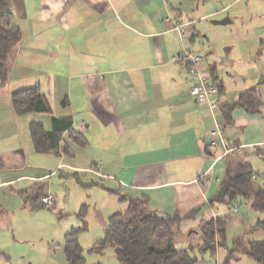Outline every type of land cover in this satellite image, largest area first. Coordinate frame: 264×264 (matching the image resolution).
<instances>
[{
	"label": "crops",
	"instance_id": "0c3cea01",
	"mask_svg": "<svg viewBox=\"0 0 264 264\" xmlns=\"http://www.w3.org/2000/svg\"><path fill=\"white\" fill-rule=\"evenodd\" d=\"M10 6L22 40L0 85V264L22 257L16 226L28 229L16 217L36 210L32 198L53 196L50 209L57 201L45 182L60 172L65 155L36 153L28 128L38 121L48 132L52 116L70 118L87 140L77 148L91 153V165L71 169L89 174L98 167L108 188L145 199L149 210L177 213L183 220L174 242L187 248L199 243L206 222L226 216V248L247 257L248 243L263 238L248 230L261 214L250 202L235 210L210 200L227 162L249 163L264 188L258 162L264 161V93L258 114L236 110L224 126L222 113L264 77V0H10ZM225 18L227 25L211 23ZM175 24L184 25L183 43ZM183 46L201 55V71L221 84L213 113L189 94L191 75L175 58ZM29 87L38 88L51 114L15 115L10 95ZM216 125L222 138L211 146ZM192 210L197 215L185 218Z\"/></svg>",
	"mask_w": 264,
	"mask_h": 264
},
{
	"label": "trees",
	"instance_id": "16d2710c",
	"mask_svg": "<svg viewBox=\"0 0 264 264\" xmlns=\"http://www.w3.org/2000/svg\"><path fill=\"white\" fill-rule=\"evenodd\" d=\"M14 15L11 11L10 0H0V85L6 83L8 77L7 58L12 49L21 42L22 31L14 24ZM213 80V81H212ZM210 79V83L216 89V97L221 93L216 78ZM264 77L260 85L250 88L240 94L238 99L223 107L224 126L232 123V115L236 110H243L248 114H258L263 106ZM215 97V99H216ZM11 107L15 115L21 116L30 113L51 114V109L44 96L37 87H29L15 90L10 95ZM29 134L34 151L38 154L69 155L71 144L80 148L87 145L85 137L72 129L70 118L51 117V130L45 131L41 122L29 123ZM66 134L65 138L62 137ZM64 143L61 147L60 144ZM97 177L100 176L97 169H91ZM107 178V177H106ZM101 189L115 195L120 203H125L123 212H115L108 217L107 225L102 238L98 239L91 252L103 253L111 248L116 261L119 264H197L198 260L193 255L194 251L200 254L208 253L213 257L217 247H223L226 251L223 264H235L238 260L236 249H227L225 246V231L227 225L226 216H218L206 222L200 228V241L188 249L175 247L176 230L182 217L177 213L173 215L161 214L147 209L145 199H132L120 193L118 189H110L102 183H94ZM39 195V194H38ZM35 196L32 201L38 200L39 206L33 209L47 208L40 198ZM48 195V194H47ZM250 202V208L261 214L255 224L249 227V232H261L264 235V188L256 180L249 163L227 162L225 174L220 182L219 189L210 200L212 206L224 204L233 206ZM31 203V202H30ZM32 204H34L32 202ZM81 209L79 218L83 217ZM198 210L190 211L185 218L197 215ZM83 221V220H81ZM79 230L66 233L63 243V254L66 264H84L83 249L78 242ZM247 257L254 264H264V237L259 241L248 243ZM202 261V260H201ZM204 264V262H200ZM101 264V263H97Z\"/></svg>",
	"mask_w": 264,
	"mask_h": 264
},
{
	"label": "rangeland",
	"instance_id": "374dc122",
	"mask_svg": "<svg viewBox=\"0 0 264 264\" xmlns=\"http://www.w3.org/2000/svg\"><path fill=\"white\" fill-rule=\"evenodd\" d=\"M42 116V119L48 118V116ZM78 117L80 121H83L81 116H74L75 119ZM77 147V145L75 147L70 145L71 155H62L64 165L59 168L60 172L45 182L51 184L53 192L56 191L53 194L57 200L55 206L52 209L38 208L32 214H23L20 218L19 216L16 217L17 220L24 221L28 229L26 233H23L20 226H16L18 228L15 233L16 238L24 240V242L16 245V249L22 251L21 255L24 261L22 257L13 259L16 264H66L63 255V242L66 233L72 230H79L77 237L84 251V264H118L111 248H107L101 254L90 250L94 243L102 238L108 217L115 212H123L124 209L121 208V203L116 197L94 185V183H102V185L110 186L111 181L105 176L99 178L94 175L95 173L88 174L71 169L77 163L86 164V167L91 165L88 162L91 153L82 152L83 150ZM72 150L76 152V160L72 158ZM258 162L261 165L264 164L260 157ZM262 177L260 174L259 181L262 180ZM82 208L84 210L81 219L78 216ZM229 233L230 236L234 234L232 230ZM262 236L264 237L259 232L253 238L259 240ZM188 246L182 242L175 244L177 249H188ZM193 255L198 260L197 264H201L200 262L223 264L226 251L223 247H217L213 257H210L208 253L200 254L196 250ZM237 256L238 260L235 264H254V261L245 255Z\"/></svg>",
	"mask_w": 264,
	"mask_h": 264
},
{
	"label": "built area",
	"instance_id": "2783aa9c",
	"mask_svg": "<svg viewBox=\"0 0 264 264\" xmlns=\"http://www.w3.org/2000/svg\"><path fill=\"white\" fill-rule=\"evenodd\" d=\"M173 29L178 32L180 41L183 43L186 39L184 25L175 24ZM175 58L186 64L188 72L191 75L190 96L198 103L207 104L210 112L213 113L218 108V104L215 101L217 92L215 87L210 83V79L200 69L203 60L202 56L183 46L181 52ZM208 138L210 145L216 146L222 138L221 127L216 125ZM52 200L51 195H45L40 198L41 203L45 207L51 206Z\"/></svg>",
	"mask_w": 264,
	"mask_h": 264
},
{
	"label": "water",
	"instance_id": "95a60500",
	"mask_svg": "<svg viewBox=\"0 0 264 264\" xmlns=\"http://www.w3.org/2000/svg\"><path fill=\"white\" fill-rule=\"evenodd\" d=\"M213 25H219V26H224V25H227V24H229L230 22H229V20L227 19V18H225V19H222V20H218V21H212L211 22Z\"/></svg>",
	"mask_w": 264,
	"mask_h": 264
}]
</instances>
